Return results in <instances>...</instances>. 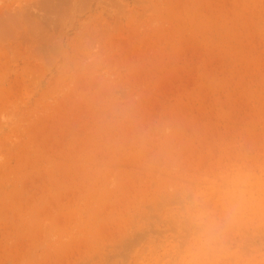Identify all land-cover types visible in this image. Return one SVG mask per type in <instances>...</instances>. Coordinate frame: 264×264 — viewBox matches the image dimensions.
I'll return each mask as SVG.
<instances>
[{"label": "rangeland", "instance_id": "1", "mask_svg": "<svg viewBox=\"0 0 264 264\" xmlns=\"http://www.w3.org/2000/svg\"><path fill=\"white\" fill-rule=\"evenodd\" d=\"M0 264H264V0H0Z\"/></svg>", "mask_w": 264, "mask_h": 264}, {"label": "clouds", "instance_id": "2", "mask_svg": "<svg viewBox=\"0 0 264 264\" xmlns=\"http://www.w3.org/2000/svg\"><path fill=\"white\" fill-rule=\"evenodd\" d=\"M213 237L209 236L205 239L204 243L208 246H211L213 244Z\"/></svg>", "mask_w": 264, "mask_h": 264}]
</instances>
